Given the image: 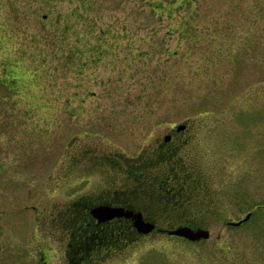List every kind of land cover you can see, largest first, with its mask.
I'll use <instances>...</instances> for the list:
<instances>
[{
    "label": "rangeland",
    "instance_id": "374dc122",
    "mask_svg": "<svg viewBox=\"0 0 264 264\" xmlns=\"http://www.w3.org/2000/svg\"><path fill=\"white\" fill-rule=\"evenodd\" d=\"M179 123L209 235L152 230L97 264H264V0H0V250L36 264L54 232L34 215L111 174L68 156L152 152Z\"/></svg>",
    "mask_w": 264,
    "mask_h": 264
},
{
    "label": "flooded vegetation",
    "instance_id": "af4514ba",
    "mask_svg": "<svg viewBox=\"0 0 264 264\" xmlns=\"http://www.w3.org/2000/svg\"><path fill=\"white\" fill-rule=\"evenodd\" d=\"M187 128L188 123L181 129L170 126L152 152L142 150L135 156H128L98 153L84 147L78 154L68 156L66 172L77 171L88 179V176L102 172V164V168H107L111 174L105 178L102 187L95 183L91 191L72 198L64 211L34 215L35 221L46 222V227L54 233L53 238L44 239L48 247L41 245L35 253L30 252L31 259L36 264L100 263L104 254H110L111 248L129 245L145 234L137 230L134 218L124 214L123 209L140 212L144 220L155 223L154 230L157 231L165 230L159 221L184 216L173 212L169 215L168 210L162 208V201L153 203L152 195L156 189L161 200L177 194L181 196L182 192H178L183 189L184 178H189L179 173L186 163L180 152L181 147L187 145V141H181V133ZM154 168L164 171L159 174ZM124 176V181H116ZM11 247L18 250L11 252L12 256L1 247L0 264H24V249Z\"/></svg>",
    "mask_w": 264,
    "mask_h": 264
},
{
    "label": "trees",
    "instance_id": "16d2710c",
    "mask_svg": "<svg viewBox=\"0 0 264 264\" xmlns=\"http://www.w3.org/2000/svg\"><path fill=\"white\" fill-rule=\"evenodd\" d=\"M179 173L181 175L189 176V178H184L185 182L182 183L183 189L178 192H182L181 196L177 194L172 198L165 197V199L161 200L157 194V190L154 189L155 192L152 195L153 203H160V201H162V208L164 210H168L167 212L170 210L173 213L184 214V216L170 218L171 220H174V222L168 223L170 226H177L180 224L195 226L203 224V222L208 221L209 219V214L203 212L215 213L216 206L205 204L210 202L212 200L211 198L199 197L201 194L205 193L207 185L202 181L198 164L196 162H192L187 166H182ZM198 191H202V193L198 195V193H196ZM169 195L171 196L172 193Z\"/></svg>",
    "mask_w": 264,
    "mask_h": 264
},
{
    "label": "water",
    "instance_id": "95a60500",
    "mask_svg": "<svg viewBox=\"0 0 264 264\" xmlns=\"http://www.w3.org/2000/svg\"><path fill=\"white\" fill-rule=\"evenodd\" d=\"M177 129L184 127V123H179L176 125ZM121 212V208L119 210ZM124 214L132 216L134 218L133 224L140 233H148L155 228V223L150 220H144L140 212H134L132 210H122ZM252 215V211L247 212L243 217L237 220H228L227 224L230 225H240L244 221L248 220ZM169 234L178 235L189 240H197L199 238H206L209 235V230L202 227H192L190 225H178L169 229H165Z\"/></svg>",
    "mask_w": 264,
    "mask_h": 264
}]
</instances>
